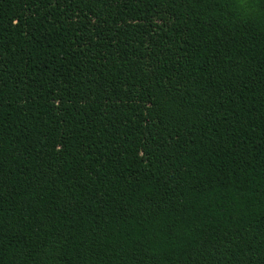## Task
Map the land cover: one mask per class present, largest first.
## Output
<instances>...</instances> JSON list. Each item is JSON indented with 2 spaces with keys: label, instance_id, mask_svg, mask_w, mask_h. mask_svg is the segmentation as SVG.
Listing matches in <instances>:
<instances>
[{
  "label": "trees",
  "instance_id": "16d2710c",
  "mask_svg": "<svg viewBox=\"0 0 264 264\" xmlns=\"http://www.w3.org/2000/svg\"><path fill=\"white\" fill-rule=\"evenodd\" d=\"M0 264H264V0H0Z\"/></svg>",
  "mask_w": 264,
  "mask_h": 264
}]
</instances>
